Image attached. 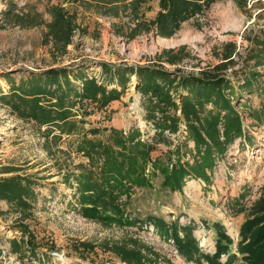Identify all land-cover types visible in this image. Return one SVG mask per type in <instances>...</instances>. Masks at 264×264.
<instances>
[{
    "label": "rangeland",
    "instance_id": "rangeland-1",
    "mask_svg": "<svg viewBox=\"0 0 264 264\" xmlns=\"http://www.w3.org/2000/svg\"><path fill=\"white\" fill-rule=\"evenodd\" d=\"M142 1L138 7H132L130 1L110 6L85 0H0V96L9 95L12 89L18 90L27 83L31 73L67 67L69 80H75L72 87L77 92L82 87L79 78L84 76L107 89L121 91L119 100L99 111L88 108L85 112L76 102L72 120L79 123V136L94 127H114L112 123L120 126L117 129L124 134L138 128L142 140L155 144L151 154L155 158L164 156L183 141L180 130L185 125L180 124L175 134L165 132L162 139L154 140L153 123L144 119L142 96L137 90L139 79L126 78L123 89L117 82L105 83L99 64L157 66L177 77H201L215 71L231 81L234 94H238V84L250 70L258 72L259 80L264 83V67L254 68L255 60L250 59L254 50L252 40L264 42V0L213 1L201 14L182 23L169 38L157 35L155 27L147 30L142 26L155 18L159 0ZM51 6H60L70 17L65 45L48 34ZM225 55H230L231 61L224 60ZM2 87H9L5 89L8 94H3ZM172 94L179 104L178 91ZM261 99L252 94L243 95L237 103L233 101L249 129L254 144L251 148L244 144L243 150L237 140L225 159L217 163L209 186L200 180H191L182 193H171L159 188L162 177L158 175L153 180L154 188H136L126 211L140 223L124 227L86 220L73 205L77 183L70 177L68 186L65 176L79 174V164H88L75 151L79 136L60 135L57 128L47 129L21 119L0 101V173L5 171L4 167L16 171L0 177L17 174L35 181L32 185L35 198L30 202L31 209L24 223L39 245L35 258L28 253L23 258L22 252H12V240L23 236L17 223L20 213L0 201V264H123L112 253L100 249L104 242L123 239L146 247L148 250H143V254L151 251L150 257L156 258L153 264H195L170 251L165 241L145 230L148 216H159L167 222L178 218L179 223H194V235L200 247L204 253L213 254L216 241L213 223H221L224 232L235 240V232L264 186V128L252 127L247 114ZM86 113L91 114L85 117ZM188 146L192 148L193 143L188 142ZM187 159L191 161L186 156ZM81 242L95 245L94 250L79 251Z\"/></svg>",
    "mask_w": 264,
    "mask_h": 264
},
{
    "label": "trees",
    "instance_id": "trees-1",
    "mask_svg": "<svg viewBox=\"0 0 264 264\" xmlns=\"http://www.w3.org/2000/svg\"><path fill=\"white\" fill-rule=\"evenodd\" d=\"M85 1L110 6L130 1L132 7H138L143 2ZM213 1L218 0H159V11L155 18L149 23L144 22L142 26L147 30L155 27L157 35L169 38L182 23L201 14L204 7ZM49 13L52 21L47 24L48 34L57 43L65 45L70 32V17L60 6H51ZM252 41L254 50L250 59L255 60L253 67H264V42L256 39ZM230 58V55H225L224 60L228 62ZM99 66L103 81L113 85L117 82L122 89L126 78L135 76L139 79L137 90L142 96L144 119L153 123L154 140L162 139L165 132L177 133L183 123L186 128L183 141H179L164 156L153 158L151 154L155 151V144L142 140L138 128L124 134L120 129L102 125L87 129L79 136V123L72 120V108L76 102L84 107L85 112L88 108L99 111L119 100L121 91L107 89L105 85H98L93 78L84 76L79 78L82 87L77 92L72 87L75 80H69L67 67L31 73L27 83L19 86L18 90L12 89L9 95L0 96V101L10 106L19 118L34 121L47 129L57 128L60 135L74 133L79 136L75 151L81 153L88 164H79V174L69 173L65 176V182L69 186V178L74 177L77 193L73 197V205L86 220H94L104 226L124 227L140 223L138 218L127 213L126 206L136 188H154L153 180L158 175L162 177L159 188L171 193H182L186 183L191 180H200L209 186L217 163L225 159L237 140L243 150L244 144L247 148L254 145L249 137V129L233 104L243 95L256 94L262 97L259 105L250 107L247 114L252 120V127L264 128V83L259 80L261 75L256 71L250 70L243 75L238 84L239 92L234 94L231 81L215 71L202 74L201 77H177L157 66L113 65L105 62ZM52 86L56 88L51 89ZM173 86L176 88L173 89ZM175 90L178 91L176 98L179 104L172 94ZM177 111L180 116H177ZM90 114L86 113L85 117ZM188 142L193 143L192 148H189ZM186 156L191 161L185 160ZM3 170L0 174L16 172L10 167H4ZM34 182L33 178L17 174L0 177V201L20 213L17 223L23 236L20 240H12L11 250L22 252L23 258H26L27 253L35 258L39 247L28 225L24 223L31 209L30 202L35 198L32 189ZM147 220L145 225L153 226V234L168 246L171 240L173 243L170 247L186 261L195 264H264V186L240 226L235 246L224 228L219 223H213L216 241L215 251L211 255L204 253L200 247L192 222L179 223L178 218L167 222L159 216H148ZM78 247L79 251L91 252L95 245L81 242ZM50 249H54L52 244ZM100 249L112 253L123 264H153L156 259L150 257L149 254H153L151 251H148V255L143 254V250L148 249L134 240L107 241ZM223 256L224 261L221 260Z\"/></svg>",
    "mask_w": 264,
    "mask_h": 264
},
{
    "label": "built area",
    "instance_id": "built-area-1",
    "mask_svg": "<svg viewBox=\"0 0 264 264\" xmlns=\"http://www.w3.org/2000/svg\"><path fill=\"white\" fill-rule=\"evenodd\" d=\"M180 131L183 133V135H185L186 134V132H185V126H183ZM145 230L146 231H149L151 234H153V232H154V229H153V226L152 225L145 226ZM168 243H169V247H170V245L173 242L171 240H169ZM170 251H172V252H174L176 254V251L172 247L170 248Z\"/></svg>",
    "mask_w": 264,
    "mask_h": 264
},
{
    "label": "crops",
    "instance_id": "crops-1",
    "mask_svg": "<svg viewBox=\"0 0 264 264\" xmlns=\"http://www.w3.org/2000/svg\"><path fill=\"white\" fill-rule=\"evenodd\" d=\"M3 89V94H8V93H6L5 92V89H8L9 87H2ZM10 93V92H9ZM111 108H115V107H113V105H111ZM112 125L114 126V127H116V128H119L120 126H118V125H116V124H113L112 123ZM194 224V223H193ZM205 224V223H204ZM203 224V225H204ZM221 226H223L221 223H219ZM224 228V227H223ZM239 228H240V226H239ZM216 233V232H215ZM238 233H239V229H238V231L237 232H235V234H236V237H235V240H233V242H234V246H235V244H236V242L238 241ZM229 237L231 236V235H228ZM231 238V237H230ZM232 239V238H231Z\"/></svg>",
    "mask_w": 264,
    "mask_h": 264
}]
</instances>
